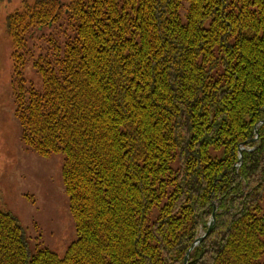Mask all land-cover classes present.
<instances>
[{
  "label": "trees",
  "instance_id": "1",
  "mask_svg": "<svg viewBox=\"0 0 264 264\" xmlns=\"http://www.w3.org/2000/svg\"><path fill=\"white\" fill-rule=\"evenodd\" d=\"M5 25L21 139L64 155L76 239L31 251L0 208V264H264V0L24 1Z\"/></svg>",
  "mask_w": 264,
  "mask_h": 264
},
{
  "label": "rangeland",
  "instance_id": "2",
  "mask_svg": "<svg viewBox=\"0 0 264 264\" xmlns=\"http://www.w3.org/2000/svg\"><path fill=\"white\" fill-rule=\"evenodd\" d=\"M24 1L35 0H0V208L17 217L31 251L36 247L47 248L62 257L76 239L62 180L64 155L41 156L26 146L15 113L12 48L5 20L9 13L22 9ZM60 1L66 4L70 0ZM41 31L36 33L37 44ZM23 74L27 83L42 89L41 77L30 61L24 65Z\"/></svg>",
  "mask_w": 264,
  "mask_h": 264
},
{
  "label": "water",
  "instance_id": "3",
  "mask_svg": "<svg viewBox=\"0 0 264 264\" xmlns=\"http://www.w3.org/2000/svg\"><path fill=\"white\" fill-rule=\"evenodd\" d=\"M262 122H264V120H263ZM262 122H261V123H262ZM258 126H259V124H257V125L255 126V128H254V129H255V137H254V140L257 139ZM241 149H242V148H240V150H241ZM239 153H240V152H239ZM213 224H214V216L212 215V216H211V219H210L209 222H208V228H207V231H206L202 236L197 237V239L194 241V243L190 246L189 250H191L196 244H198V243L203 239V237H204L207 233H209V232L212 230ZM187 260H188V252L186 253V255H185V257H184V264L187 263Z\"/></svg>",
  "mask_w": 264,
  "mask_h": 264
}]
</instances>
